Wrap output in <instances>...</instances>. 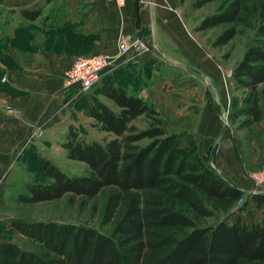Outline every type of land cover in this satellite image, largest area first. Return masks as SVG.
I'll return each mask as SVG.
<instances>
[{
  "label": "trees",
  "instance_id": "trees-1",
  "mask_svg": "<svg viewBox=\"0 0 264 264\" xmlns=\"http://www.w3.org/2000/svg\"><path fill=\"white\" fill-rule=\"evenodd\" d=\"M210 3L217 4L215 11L194 31L224 27L213 48L244 29L253 32L229 77V121L247 129L264 119V0H191L190 10ZM125 67L112 72L121 75L118 86L106 79L99 90L114 109L98 99L85 107L110 138L86 141L70 129L62 144L67 160L85 165L83 174L69 175L38 156L45 181L26 183L25 194L16 196L20 204L54 202L67 194L100 200V227L108 230L10 219L7 229L34 248L0 241V264H264V222L247 224L238 217L249 201L264 205V195L248 197L229 184L202 160L195 139L181 147L153 104L127 92ZM140 119L142 128L135 125Z\"/></svg>",
  "mask_w": 264,
  "mask_h": 264
},
{
  "label": "crops",
  "instance_id": "crops-1",
  "mask_svg": "<svg viewBox=\"0 0 264 264\" xmlns=\"http://www.w3.org/2000/svg\"><path fill=\"white\" fill-rule=\"evenodd\" d=\"M142 1L125 0L118 7L109 0H0V25L3 19L8 28L14 21V29L34 24L46 29L0 31V41L13 40L12 48L0 51L5 77L0 84V159L7 163L25 147L36 146L43 156L56 144L63 150L59 139L89 123L85 107L92 99L103 97L114 109L99 90L106 79L118 86L121 75L107 73L94 89L83 91L77 84L65 87L64 73L73 58L116 53L120 37H127L148 49L121 58L127 92L150 101L166 131L190 132L200 155L211 149L210 164L229 184L251 191L250 170L264 166V120L244 129L250 133L240 135L241 142L238 134L230 136L220 121L229 104L223 69L213 49L187 24L184 3ZM37 132L42 133L39 139ZM258 209L261 218L264 205Z\"/></svg>",
  "mask_w": 264,
  "mask_h": 264
},
{
  "label": "rangeland",
  "instance_id": "rangeland-1",
  "mask_svg": "<svg viewBox=\"0 0 264 264\" xmlns=\"http://www.w3.org/2000/svg\"><path fill=\"white\" fill-rule=\"evenodd\" d=\"M190 2L191 0H186L184 3L185 19L187 20V24L193 31V29H195L196 26L200 23L202 18L215 11L217 4L210 3L202 7L201 9L190 10ZM9 25L10 27L8 28V23H5L3 19L1 20L0 31L2 32V34L5 33V31H46L45 27L38 28L35 24L32 26L29 25L26 28H22L21 30L19 28H13L15 25L14 21L9 23ZM223 28L224 27H216L208 29L205 31L197 32V35L204 43L207 44V46H210V48L213 49L214 56L219 62L221 68L223 69L224 80L227 84L229 91L230 103V93L233 85L230 82L229 77L233 68L241 59L243 52L250 44L253 32L251 30L244 29L242 30L243 33L235 36L227 45L218 48H213L212 41L223 30ZM30 38L31 36H26L27 40H29ZM12 47V39L0 41V51L7 50L8 48L10 49ZM4 81L5 77H3L2 72L0 71V84ZM64 86L69 87L66 86L65 83ZM94 88L95 86L92 89ZM92 89H90L89 91H91ZM239 93L240 92H237L236 95H239ZM101 99L102 100L99 101H104L103 103H107L109 104V107H112L110 102H107L105 98L101 97ZM89 103L91 104V101L88 102L86 105H88ZM4 109L9 114L13 113L12 107L10 105L5 104ZM85 118H87V116ZM87 121H89L88 124L80 125L76 129L78 135L84 140L103 141V139L105 138H110L109 135L105 134L99 129L98 125L94 122V120L88 119ZM220 121L222 125L229 127L230 136L238 134L239 140L241 137L240 135L244 136L249 135L250 133V131L248 130L237 129L236 125L229 121V104L227 106V110L224 111V114L222 111ZM135 125L139 128H142L144 126V120H138ZM170 133L176 134L180 137L179 139L181 147L187 146V141H189L190 139L194 141V137L191 135L190 132L170 130ZM41 136L42 133L40 132L34 133V137H37L35 139H39ZM231 139L234 140V138ZM63 141L65 142L63 138L59 139V142ZM144 143L145 142H143V144ZM56 145L57 146H53L43 152L46 154V156L41 155L36 146H33V148H23L20 152H18V157L15 158V156L13 155L10 161L7 163H4L3 160L0 159V170H4V172H0V241H11L17 244L22 249L34 248V244L27 238L14 232H11L7 229L5 223L7 220L10 219H22L28 222H71L88 225L104 231L108 230V227H100V210L102 205V202L100 200H84L80 197L67 194L60 200L54 202L37 204H20L16 202L17 195L25 194L24 185L26 183H41L45 181L44 175L38 169V156H43L50 159L62 171L66 172L69 175L77 176L83 174V172L85 171V165L82 163L67 160L65 157V151L61 150L58 144ZM238 145L242 148L241 144ZM262 168H264L263 165H261L259 168L250 170L248 179L251 183V174L254 173V171H257ZM2 174L4 175L3 177L1 176ZM252 186L253 188L251 189V191L245 192L248 197H250L251 195L264 194V192H256L253 183ZM4 187H7V192L5 194H2L4 191ZM239 205L240 202L237 207ZM258 208L260 207H257L254 202L249 201L244 211L238 214V217H240L241 222L250 224L254 223V221H260L258 223H262L264 221V215L263 217L259 218V215H261V213L257 211L259 210Z\"/></svg>",
  "mask_w": 264,
  "mask_h": 264
},
{
  "label": "built area",
  "instance_id": "built-area-1",
  "mask_svg": "<svg viewBox=\"0 0 264 264\" xmlns=\"http://www.w3.org/2000/svg\"><path fill=\"white\" fill-rule=\"evenodd\" d=\"M118 7L125 4V0H109ZM149 3V0H147ZM147 1H142L146 5ZM148 52L144 44L138 40L120 37L116 53H102L98 55L78 56L73 58L70 66L64 73L66 86L77 84L83 91H89L96 86L102 76L111 73L123 66L125 62L121 58L129 54L135 56ZM251 180L256 192H264V168L254 171Z\"/></svg>",
  "mask_w": 264,
  "mask_h": 264
},
{
  "label": "water",
  "instance_id": "water-1",
  "mask_svg": "<svg viewBox=\"0 0 264 264\" xmlns=\"http://www.w3.org/2000/svg\"><path fill=\"white\" fill-rule=\"evenodd\" d=\"M210 154H211V149H209L206 153H204L201 158L204 162H209L210 161ZM264 195V194H263Z\"/></svg>",
  "mask_w": 264,
  "mask_h": 264
}]
</instances>
